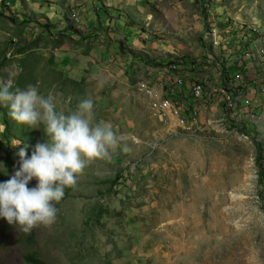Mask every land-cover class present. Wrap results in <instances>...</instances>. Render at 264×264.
Masks as SVG:
<instances>
[{
    "label": "rangeland",
    "instance_id": "rangeland-1",
    "mask_svg": "<svg viewBox=\"0 0 264 264\" xmlns=\"http://www.w3.org/2000/svg\"><path fill=\"white\" fill-rule=\"evenodd\" d=\"M22 2L21 16L0 9V83L33 85L66 115L91 99L119 145L65 188L51 226L25 233L0 217V264L30 251L47 264H264V119L222 85L264 0H53L56 15ZM143 83L197 115L159 119ZM194 83L204 94L190 102ZM8 113L0 104V182L46 139Z\"/></svg>",
    "mask_w": 264,
    "mask_h": 264
},
{
    "label": "clouds",
    "instance_id": "clouds-1",
    "mask_svg": "<svg viewBox=\"0 0 264 264\" xmlns=\"http://www.w3.org/2000/svg\"><path fill=\"white\" fill-rule=\"evenodd\" d=\"M248 29L252 39L245 46L246 50L253 42V35L257 39L260 30L255 25ZM258 49L264 47H251L259 64ZM233 64L231 68H237ZM174 66L172 70H177ZM153 86L159 88L156 84ZM11 89L10 82L0 83V104L9 108L8 115L18 124L33 129H39L42 124L46 137L35 144L30 158L27 146L21 147L17 153L20 167L9 180L0 182V217L27 233L55 222L58 212L55 205L64 197L65 188L76 185L77 177L91 161L108 158L110 150L118 147L119 140L111 123L95 122L91 99L81 101L75 111L66 115L56 111L51 94L42 96L33 85L26 90ZM34 178L37 184L30 188L29 182Z\"/></svg>",
    "mask_w": 264,
    "mask_h": 264
},
{
    "label": "crops",
    "instance_id": "crops-1",
    "mask_svg": "<svg viewBox=\"0 0 264 264\" xmlns=\"http://www.w3.org/2000/svg\"><path fill=\"white\" fill-rule=\"evenodd\" d=\"M32 1L33 3H45V5L41 8L38 7L40 13L43 14H54V12H50L51 4L53 0H27ZM24 3L22 0H0V9L2 12L7 15L13 12L12 8L16 10L15 15L21 16L23 13L22 6ZM103 7V5H102ZM100 10V9H99ZM98 11V10H97ZM99 12V11H98ZM97 12L96 16H99L100 13ZM254 21L259 23H248L253 24L259 27V35H257V39H255V35H253V42L249 46L248 53L244 48L237 51L239 58H241L237 63L238 71H242L241 78H239V82H235V88L240 89L238 94V99L240 101L239 105L246 106V109H251V112L255 115H260V119H264V69L261 67V64H258L255 53L251 51V47L253 49H257L259 47H264V17L253 18ZM58 20V17H57ZM249 36V35H247ZM233 58V56H232ZM246 101H249L247 105Z\"/></svg>",
    "mask_w": 264,
    "mask_h": 264
},
{
    "label": "built area",
    "instance_id": "built-area-1",
    "mask_svg": "<svg viewBox=\"0 0 264 264\" xmlns=\"http://www.w3.org/2000/svg\"><path fill=\"white\" fill-rule=\"evenodd\" d=\"M257 55L260 58L259 64H261L264 69V49H258ZM176 68L177 67L174 66V69ZM141 88L144 90L145 95L150 98L151 107L154 111H156V116L161 120L168 118V116L169 118H173L174 116L181 126H185L187 122H189L190 116L197 115L196 110H190L189 114L185 115L184 106L179 101L174 99H166L160 92L156 91L157 89L153 85L143 83ZM189 90L190 92L188 93V101H198L203 97L204 86L202 83H194ZM157 96H159V99H156ZM246 103L249 104V101H246Z\"/></svg>",
    "mask_w": 264,
    "mask_h": 264
},
{
    "label": "trees",
    "instance_id": "trees-1",
    "mask_svg": "<svg viewBox=\"0 0 264 264\" xmlns=\"http://www.w3.org/2000/svg\"><path fill=\"white\" fill-rule=\"evenodd\" d=\"M234 65V64H233ZM227 67H224L223 68V72L225 73V75L227 77H224L222 79V85H223V89L227 91L228 95L231 96V95H238L239 94V91L240 89L236 88L234 89L235 86H232L228 81H227V78L229 77L228 74L231 73L230 70L232 68H228L230 69L229 71L226 70ZM232 86V88L230 87ZM168 91H169V88H168ZM169 94H170V91H169ZM190 112V111H189ZM189 114V113H188ZM248 126L245 127V129L247 130ZM255 144H256V148H257V152H258V158H257V162H258V165H259V168H260V177L262 179V186H263V189H264V146H263V143L261 141H258L256 140L255 141ZM263 209H264V201H263ZM24 260L27 264H47L43 259H41L38 254L34 251H30V252H26L24 254Z\"/></svg>",
    "mask_w": 264,
    "mask_h": 264
}]
</instances>
